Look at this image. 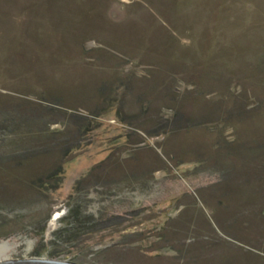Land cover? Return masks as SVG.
Listing matches in <instances>:
<instances>
[{"label": "rangeland", "instance_id": "rangeland-1", "mask_svg": "<svg viewBox=\"0 0 264 264\" xmlns=\"http://www.w3.org/2000/svg\"><path fill=\"white\" fill-rule=\"evenodd\" d=\"M4 241L264 264V0H0Z\"/></svg>", "mask_w": 264, "mask_h": 264}, {"label": "bare ground", "instance_id": "bare-ground-1", "mask_svg": "<svg viewBox=\"0 0 264 264\" xmlns=\"http://www.w3.org/2000/svg\"><path fill=\"white\" fill-rule=\"evenodd\" d=\"M12 248L13 247L11 246V244L8 243L7 241L0 242V263L13 261L12 259H10V256H9V252L10 250H12ZM27 260H34V259H27ZM35 260H46V259L36 258ZM49 261H54V260H49ZM56 262H61V261H56ZM62 263H66V262H62Z\"/></svg>", "mask_w": 264, "mask_h": 264}, {"label": "water", "instance_id": "water-1", "mask_svg": "<svg viewBox=\"0 0 264 264\" xmlns=\"http://www.w3.org/2000/svg\"><path fill=\"white\" fill-rule=\"evenodd\" d=\"M66 263H62V262H56V261H48L47 260H18V261H8V262H3V263H0V264H76V263H73V262H69V261H66Z\"/></svg>", "mask_w": 264, "mask_h": 264}]
</instances>
